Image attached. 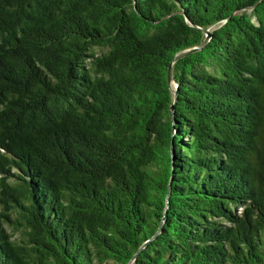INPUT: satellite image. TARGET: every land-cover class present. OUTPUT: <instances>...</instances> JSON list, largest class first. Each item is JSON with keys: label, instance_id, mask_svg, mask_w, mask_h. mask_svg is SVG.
Instances as JSON below:
<instances>
[{"label": "trees", "instance_id": "1", "mask_svg": "<svg viewBox=\"0 0 264 264\" xmlns=\"http://www.w3.org/2000/svg\"><path fill=\"white\" fill-rule=\"evenodd\" d=\"M128 263L264 264V0H0V264Z\"/></svg>", "mask_w": 264, "mask_h": 264}, {"label": "water", "instance_id": "2", "mask_svg": "<svg viewBox=\"0 0 264 264\" xmlns=\"http://www.w3.org/2000/svg\"><path fill=\"white\" fill-rule=\"evenodd\" d=\"M204 34H205V37H204V40H203V42L200 44V45H198V46H195V47H192V48H189V49H187V50H184V51H182V52H179V53H177L175 56H174V60L175 59H178L179 57H181V56H183V55H185V54H187V53H189V52H191V51H193V50H195V49H197V48H200L202 45H204L207 41H208V39L210 38V35H211V31L209 30V29H205L204 30ZM168 78H169V80H171V81H173L172 80V74H171V68L169 67L168 68ZM174 82V81H173ZM177 86V85H176ZM176 94H177V92L175 91L174 92V101H175V99H176ZM173 108V106H171V109ZM171 155H173V152L171 151ZM170 183H171V180L169 179V181H168V192H169V190H170ZM168 195V194H167ZM168 206V200L166 199V207ZM129 264V263H128Z\"/></svg>", "mask_w": 264, "mask_h": 264}, {"label": "rangeland", "instance_id": "3", "mask_svg": "<svg viewBox=\"0 0 264 264\" xmlns=\"http://www.w3.org/2000/svg\"><path fill=\"white\" fill-rule=\"evenodd\" d=\"M211 28H213V27H211ZM14 235L18 236V232H14ZM129 264H132V263H129Z\"/></svg>", "mask_w": 264, "mask_h": 264}]
</instances>
